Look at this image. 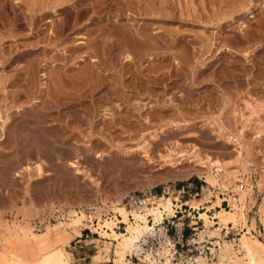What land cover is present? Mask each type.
I'll return each mask as SVG.
<instances>
[{
	"label": "rangeland",
	"instance_id": "rangeland-1",
	"mask_svg": "<svg viewBox=\"0 0 264 264\" xmlns=\"http://www.w3.org/2000/svg\"><path fill=\"white\" fill-rule=\"evenodd\" d=\"M99 1L102 0H0V38L2 37L3 44L2 47L0 43V119L14 114V122H18L17 119L42 108L44 102L50 100L48 96H43L44 100L41 102L39 95V82L42 81L39 73L43 69L49 71L53 83L60 84L57 93L62 94L63 100L65 98L67 101L61 100L63 104L58 108V111H61L58 116L44 115L36 118H43L40 126L31 122L30 128L38 127V132L33 129L24 134L19 133L20 136L17 137L13 131L14 134L11 135L14 137L7 140L6 134L0 129V251L12 246L22 256H29V241L23 233L27 232V228L40 233L48 226L53 228L59 221H67L72 214L71 210H82L86 216L81 232L69 234V242L65 244L72 260L75 264H103L106 260L114 264L113 251L117 241L102 234L98 221L102 222L103 219L116 215L114 230L117 233H126L127 224L115 207L142 210L145 203L150 205L151 198L166 200L169 197L175 204L174 214L164 215L159 224L149 229L150 231H145L136 241L138 244L136 243L135 251L126 255V262L231 264V260L221 259L220 253L225 244H230L236 254L232 258L239 257L246 261L240 242L243 233L250 239H258L264 245V224L260 219V206L264 200V29L261 38H256L259 33L255 32V35L249 34L254 41L247 40L239 28L242 16L245 18L246 15L232 14L231 11L227 14V6L219 2L217 6L222 7V15L227 14V20L224 19L225 23L222 22L221 26L217 20H213L214 24L202 25L201 20L184 14V11L191 9V12H195L197 7L196 13L206 18V15L212 13L211 7L215 5L211 2L216 0H186L187 3L185 0H170V8L166 3L167 6H164L166 8L163 10L168 11L167 16H171L170 19L160 16L159 12L142 16L132 9L126 10L125 0H113L110 10L107 11L106 7L99 14H94L90 9L74 24L76 27L61 30L63 19L68 13L74 18L83 6L87 4L93 9V5L99 4ZM263 1L249 2L255 13V17L245 18L249 29H258L264 21V7L259 5ZM107 2L109 0H106V3L104 1L103 5L106 6ZM144 3L146 4L143 5ZM144 3L142 5L146 7L147 2ZM115 6H121L127 13L131 10L130 14L124 17L117 15L119 12ZM52 8H57L59 13L52 15ZM180 11H183V14ZM113 13L122 29L131 31L132 26L134 29L139 25L138 28L144 31L146 27L145 31L148 30L151 37L145 42L153 41L154 45L160 47L159 51L158 47L149 49L150 54L154 56L153 61L142 58L143 60L138 62L140 65L136 62H133V65L123 62L122 52L126 51L127 47L122 46L123 43L117 36L110 37L108 30L100 33V27H109V24L107 22L105 26L102 25V20H97L98 15L106 14L112 15L111 19L114 20ZM234 15L237 16L236 21L230 22ZM95 17L97 19H94ZM47 18L51 20L46 21ZM130 23L135 24L131 26ZM8 27L14 35L13 38L12 35L4 36L7 31L10 32ZM174 28L186 34L187 38H184L183 42L173 41L176 35L170 34L169 31H174ZM215 28L220 31L217 46L226 43L234 49L223 50L221 57L217 56L216 47L204 53L205 42L199 43L195 34V31H198L206 38ZM81 34L86 36V43L79 49L76 43L81 39ZM234 35H240L245 40L235 44L237 42ZM26 39L32 41V46L24 47L20 43ZM186 44L192 56V61L190 59L189 62L182 59L181 47ZM35 49L42 53L36 54ZM244 51H248V57L243 55ZM26 52L29 56L22 58ZM163 52L176 55L174 57L180 62L174 63L175 58L169 55L167 61H171L170 66L159 69L163 62L160 54ZM82 53L86 54L84 61L80 60ZM90 57L96 58L97 65L90 62ZM216 58L218 64L221 62L218 76L210 77V69H206L207 65L202 62L207 63ZM230 60H234L235 68L232 70H228L233 66L230 65ZM76 63L85 70L87 65L95 64L93 68L97 74L91 77L85 73L80 75L78 68L74 67ZM128 69L137 74L139 70H144L149 77L152 74V79L165 71L171 75L165 79V84L169 83V89H165L164 83L149 82L146 89L144 86H140L139 90L129 87L126 94L117 99L121 108L117 110L113 103L117 97L108 99L109 102L105 103L110 114L108 118L101 117L98 114L99 108L91 105L93 96L88 93L87 96L81 97L80 93L88 89L84 84L89 82L91 85H97L105 81V84H99L93 93L94 97L100 96L109 87V84L106 86L107 81H113L122 87V81L130 80ZM24 71L26 75L23 74ZM138 76L140 79L142 77V83H146V75L139 73ZM2 80H5L3 84ZM17 88L21 96L13 97V89ZM69 92L77 96L74 95L75 102L79 100L74 111L67 105L71 101L74 102L69 95L65 96ZM135 99L139 104L144 103L139 111L133 108ZM50 110L57 111L56 108L46 109L48 112ZM161 112H166L162 116L164 118H161ZM126 115L129 118L125 121ZM143 117H147L148 121ZM28 118L34 117L31 115ZM154 130L160 131L156 139L151 137ZM39 134L45 137L39 138ZM146 148L148 152H145ZM167 154L169 156H166ZM216 161L221 165L220 170L214 167ZM38 165L41 166V171L38 170ZM238 184L240 186L236 187ZM218 198L221 207L226 209L231 208L235 199L243 209L245 221L240 220L237 225L220 224L214 214L216 209L221 208L217 203ZM147 199L148 201L144 202ZM191 200L198 201L193 205ZM204 211L212 217V223L208 226L199 218L200 212ZM147 219L151 225V215ZM129 220L134 221L131 213ZM50 237H54L53 232ZM0 264H7L5 258L0 260Z\"/></svg>",
	"mask_w": 264,
	"mask_h": 264
},
{
	"label": "bare ground",
	"instance_id": "bare-ground-1",
	"mask_svg": "<svg viewBox=\"0 0 264 264\" xmlns=\"http://www.w3.org/2000/svg\"><path fill=\"white\" fill-rule=\"evenodd\" d=\"M11 1V0H10ZM29 1V0H28ZM35 1V0H34ZM79 1V0H78ZM83 1V0H82ZM94 1V0H92ZM96 1V0H95ZM105 3H106V0H104ZM104 1L102 0L101 2L99 1V4H95L93 5V9L90 8L89 6H83V8H79L81 9L79 11V13L74 14L76 15L74 18L72 17V15H70L69 13L66 15L65 19H63V25L61 26V30L63 28H69L70 27V30H71V27L74 26V24L78 21V19H80V17H84L87 12L91 9L92 12H94V14H99L100 11L102 12V10L106 9L107 7V11L110 10V6L113 4L112 1L113 0H109V2H107L106 6L103 5L104 4ZM120 1V0H119ZM118 1V2H119ZM122 1V0H121ZM147 2V5L146 7L143 6L145 5L146 3L144 2ZM173 1V0H172ZM251 0H216V1H212L211 3L212 4H215L212 8V13L207 16L206 15V18H203L201 17L198 13H196V8H195V12H191L189 10H187L188 8H186L187 11H184V14L188 15V16H192L193 18L192 19H199V21L201 20L200 23H202V25L204 24H212L214 21L213 20H217L216 22H218L219 26H221L222 22L225 23L224 19L226 18V15L228 13H230V11L232 12V14H240V15H246L245 18H251V17H255V13H253V9L251 7V4L249 3ZM60 2V1H59ZM58 2V3H59ZM65 2V1H63ZM61 2V3H63ZM89 2V1H88ZM157 2V3H156ZM183 2V1H182ZM186 2V0H185ZM189 2V1H188ZM223 3V5L225 4L227 6V14H223V10H222V7L220 8L219 6H217V3ZM264 2V1H263ZM261 2L259 3V5L261 7H264V3ZM26 3V2H25ZM42 3V2H41ZM81 3V1H80ZM79 3V4H80ZM97 3V2H96ZM121 3V2H120ZM144 3V4H143ZM169 5L170 4V0H125V3L126 4V10L127 9H132L133 11L137 12L138 14H141L143 16V14H149V13H155V12H159L160 13V16H167L168 14V11L165 12L163 11L166 7L164 6H167L166 5ZM173 3V2H172ZM171 3V4H172ZM187 3V2H186ZM192 3V2H191ZM194 3V2H193ZM252 3V2H251ZM1 4V3H0ZM13 4V3H11ZM47 4V3H46ZM57 4V3H56ZM60 4V3H59ZM78 4V3H77ZM90 4H91V1H90ZM143 4V5H142ZM162 4H165V5H162ZM189 4V3H188ZM70 5V4H69ZM117 5V4H116ZM119 5V4H118ZM122 5V3H121ZM181 5V4H180ZM9 6V5H8ZM34 6V5H33ZM49 6V5H48ZM55 6V5H54ZM57 6V5H56ZM71 6V5H70ZM75 6V5H74ZM72 6V7H74ZM77 6V5H76ZM163 6V7H162ZM176 6V5H174ZM173 6V7H174ZM205 6V4H204ZM211 6V5H210ZM38 7V6H37ZM177 7V6H176ZM195 7V6H194ZM7 8V7H5ZM24 8V7H23ZM32 8V7H31ZM116 9L117 12V15L119 16H123L124 15H127V14H130L129 12L131 11H128V13L126 12V10L123 11V8H121V6H115L114 7ZM169 8H170V5H169ZM184 8V7H183ZM210 8V10H211ZM36 9V7H35ZM113 9V8H112ZM194 9V8H193ZM39 10V9H38ZM66 10V9H65ZM169 10V9H168ZM172 10V8L170 9V11ZM182 10V9H181ZM42 11V10H41ZM62 11V10H61ZM67 11V10H66ZM64 12V11H63ZM68 12V11H67ZM173 12V11H172ZM182 12L183 14V11H180ZM179 12V13H180ZM52 15H56L59 13L58 9L57 8H52V11H51ZM170 13V12H169ZM201 13V12H200ZM114 14V13H113ZM132 14V13H131ZM175 14V13H174ZM262 14V13H261ZM48 15V14H47ZM63 15V14H62ZM64 15V16H65ZM153 15V14H151ZM155 15V14H154ZM159 15V14H158ZM156 15V16H158ZM173 15V13H172ZM225 15V16H224ZM6 16V15H5ZM35 16V15H34ZM38 16H39V13H38ZM159 16V17H160ZM203 16H205L203 14ZM229 16V15H228ZM20 17V16H19ZM23 17V16H22ZM112 15H109L107 16L106 15H98V19L97 17H95L94 19H97V20H102V25H105L109 24V27H100V33H103V32H106L108 30V34L110 37H113V36H117L119 38L120 41H122L123 43V47L126 46L127 47V50L122 52L123 53V62L126 63V64H132L133 65V62H136L138 64V62L141 61V59L145 58L146 60H152L154 59V56L152 55V53L150 54L151 51H149V49H153V48H157V44L154 45L152 42H149V43H146L145 40L149 39L151 36L150 34L145 31V28H144V31L143 29L140 30L137 26L134 27V29L132 28L135 23H130L131 24V31H128V30H125V29H122V27H120V25H118L119 22H116L118 21V18L115 16L114 14V20L111 19ZM127 17V16H126ZM135 17V16H134ZM139 17V16H138ZM137 17V18H138ZM169 17V16H167ZM171 17V16H170ZM169 17V19H170ZM174 16H172L173 18ZM213 17V18H211ZM236 15H234V17H232V20L230 22H233V21H236ZM18 18V17H17ZM35 18V17H34ZM33 18V20H34ZM88 18V17H87ZM91 18V16H90ZM131 18V16H130ZM149 18V17H148ZM151 18V16H150ZM153 18V17H152ZM166 18V17H165ZM179 18V17H178ZM234 18V19H233ZM243 16H242V21L241 23L239 24V28L242 32V35L245 36L247 38V40L249 39L251 41V39L253 40V38H251L249 36V34L251 33H254L255 35V32L256 33H259V35L256 36L261 38V33L264 29V21L257 27L258 29H255V30H252V29H249L248 28V22H246V19L244 18L243 20ZM62 19V18H61ZM126 19V18H125ZM132 19V18H131ZM163 19V18H162ZM161 19V20H162ZM168 19V18H167ZM4 20V19H3ZM19 20V19H18ZM21 20V19H20ZM51 19L50 18H47L46 21H50ZM92 20H93V17H92ZM137 20V19H136ZM185 20V19H183ZM227 20V19H225ZM17 21V20H16ZM36 21V20H35ZM124 20L122 19V22ZM156 21V20H155ZM168 21V20H167ZM173 21V20H172ZM182 21V20H181ZM197 21V20H196ZM59 22V21H58ZM79 22V21H78ZM126 22V21H125ZM194 22V21H193ZM215 22V23H216ZM227 22V21H226ZM14 23V22H13ZM27 23V22H26ZM92 23V22H91ZM124 23V22H123ZM137 23V22H136ZM141 23V22H140ZM33 24V23H32ZM101 24V23H100ZM127 24V23H126ZM138 24V23H137ZM144 24V23H143ZM214 24V23H213ZM216 25V24H215ZM217 25V27H218ZM11 26V25H10ZM15 26V25H14ZM97 26V25H96ZM100 26V25H99ZM106 26V25H105ZM127 26V25H126ZM125 26V28H127ZM129 26V25H128ZM144 26V25H142ZM76 27V25L74 26ZM130 27V26H129ZM151 27V26H150ZM166 27V26H165ZM172 27V26H170ZM204 27V26H203ZM216 27V26H215ZM5 28V27H4ZM13 29V28H12ZM15 29V28H14ZM35 29V28H34ZM175 29V28H174ZM220 29V27H219ZM218 28H215L213 29L212 33L210 36H206V38L202 35L197 34V32L195 31V34H196V37L198 39V42L202 44V42H205L204 44V53L205 51H210L212 48L216 47V49L218 48L216 54L217 56H222V52L223 50H229V51H233L234 49H232L230 46L226 45V43H224V45H218V42L220 40L218 34L220 33ZM6 30V29H5ZM8 30L10 31L11 29L8 27ZM18 30V29H17ZM57 30V29H56ZM66 30V29H65ZM160 30V29H158ZM203 30V29H202ZM13 31V30H12ZM55 31V30H54ZM98 31V30H97ZM161 31V30H160ZM169 31V29H168ZM252 31V32H250ZM4 32V31H3ZM40 32V31H39ZM59 32V31H58ZM62 32V31H61ZM69 31H67L68 33ZM164 32V31H163ZM170 34L172 35H176L175 38L173 39V41H178L179 43L180 42H183L184 41V38H187L186 34L185 33H182L180 31H178L177 29H175L174 31L170 30L169 31ZM14 33V32H13ZM35 33V32H34ZM44 33V32H43ZM46 33V32H45ZM49 33V32H47ZM53 33V32H52ZM158 33V32H157ZM166 33V32H165ZM4 34V33H3ZM63 34V33H62ZM168 34V33H167ZM12 33L11 31L4 34V36H11ZM52 35V34H51ZM50 35V36H51ZM82 37L81 39L76 43L80 48H82L86 43L85 41V38L86 36L84 34H81ZM220 35V34H219ZM252 34V36H254ZM263 37H264V34H262ZM3 36V35H2ZM14 35H12L11 37L13 38ZM48 36V35H47ZM49 36V37H50ZM54 36V35H53ZM59 36V35H58ZM62 36V35H61ZM159 36V35H158ZM167 36V35H166ZM232 36V35H231ZM16 37V36H15ZM52 37V36H51ZM50 37V38H51ZM92 37V36H91ZM95 37V36H94ZM153 37V36H152ZM155 37V36H154ZM242 37V36H241ZM239 36H235L234 35V38L236 39V42L235 44H239L241 42H243L245 39H242ZM160 38V37H159ZM170 37H168L169 39ZM228 38V37H227ZM232 38V37H231ZM1 39L2 37L0 38V43H1ZM23 39V38H22ZM41 39V38H40ZM39 39V41H40ZM164 39V38H163ZM44 40V39H43ZM46 40V39H45ZM102 40V39H100ZM117 40V39H116ZM157 40V39H156ZM162 40V39H161ZM166 40V39H164ZM15 41V40H14ZM19 41V40H18ZM23 41V40H22ZM37 41V40H36ZM42 41V40H41ZM59 41V40H58ZM95 41V40H94ZM158 41V40H157ZM188 41V40H187ZM194 41V40H193ZM222 41V40H221ZM225 41V40H224ZM227 41V40H226ZM235 41V40H234ZM233 41V42H234ZM254 41V40H253ZM3 42V40H2ZM100 42V41H99ZM114 42V41H113ZM162 42V41H161ZM186 42V41H185ZM231 42V41H230ZM229 42V43H230ZM22 43V45L25 46H28V45H31L32 46V41L30 40H24L23 42H20ZM35 43V42H34ZM38 43V41H37ZM196 43V42H195ZM14 44V43H13ZM17 44V43H16ZM15 44V45H16ZM19 44V43H18ZM120 44V43H119ZM160 44V43H159ZM162 44V43H161ZM171 44V43H170ZM185 43H183L184 45ZM2 47H3V44L1 43ZM48 45V44H47ZM164 45V44H163ZM167 45V44H165ZM169 45V43H168ZM181 45V44H180ZM8 46V45H7ZM18 46V45H17ZM6 47V46H5ZM4 47V49H5ZM10 47V46H9ZM29 47V46H28ZM1 48V47H0ZM19 48V47H18ZM74 48V47H73ZM76 48V47H75ZM159 48L157 49V51H159ZM45 49V48H44ZM8 50V49H7ZM189 49L187 48V44L184 46V47H181V52L183 54V58L182 59H185V61H190V59L192 58L190 52L188 51ZM9 51V50H8ZM71 51V50H70ZM88 51V50H87ZM34 52L37 54H41L42 52L39 51L38 49H35ZM154 52V51H153ZM162 52V51H161ZM235 52V51H234ZM237 52V50H236ZM22 53V52H21ZM31 53V52H30ZM248 51H244L243 52V55L248 57L247 54ZM28 53H24L22 58H26V56H29V54L27 55ZM71 54V53H70ZM75 54V53H74ZM77 54V53H76ZM79 54V53H78ZM90 54V53H89ZM237 54V53H236ZM45 55V54H44ZM156 55V54H155ZM158 55V54H157ZM161 56L160 57H163V62H161V66H159V69H162V68H165L166 66H168L170 64L171 61H167V58L168 56H176V55H173L169 52V54L167 53H161L160 54ZM180 55V54H178ZM195 55V54H194ZM8 56V55H7ZM73 56V55H72ZM82 56L80 58L81 61H84V57H86V54H83L80 55ZM3 57V55H2ZM172 57V58H173ZM219 57V58H220ZM13 58V57H12ZM18 58V57H17ZM15 58V59H17ZM69 58V57H68ZM175 58V57H174ZM11 59V58H9ZM8 59V60H9ZM39 59V58H38ZM46 59V57H45ZM122 59V58H121ZM142 59V60H143ZM187 59V60H186ZM239 59V58H238ZM264 59V58H263ZM33 60V59H32ZM169 60V59H168ZM202 60V59H201ZM13 61V60H11ZM27 61V60H25ZM31 61V60H30ZM46 61V60H45ZM192 61V59H191ZM6 62V61H5ZM64 62V61H63ZM89 62V61H88ZM90 62L96 64V58L95 57H90ZM117 62V61H116ZM173 62V61H172ZM180 60H177L175 58V61L174 63H179ZM223 62V61H222ZM229 62H231L232 64L230 65H233L234 63V60H230ZM242 62V61H241ZM258 62V61H257ZM19 63V62H18ZM45 63V62H44ZM68 63V62H67ZM221 63V62H220ZM219 63V64H220ZM224 63V62H223ZM42 64V63H41ZM87 64V63H86ZM91 64V63H90ZM94 64V65H95ZM104 64V63H103ZM114 64V62H113ZM172 64V63H171ZM202 64H206L207 68L210 69V77L212 76H218L217 74V71H218V68H220L219 64H218V58L210 61V62H202ZM20 65V64H19ZM24 64H22L23 66ZM70 65V64H69ZM92 65V64H91ZM89 66L87 65V68L86 70L81 67V65L79 63H76L74 65L75 68H78V70L80 71L79 74L80 75H85L88 74V76H95L97 74L96 70L93 68V66ZM97 65V64H96ZM102 65V64H101ZM116 65V64H115ZM122 65V64H121ZM140 65V63L138 64ZM221 65V64H220ZM259 65V64H258ZM15 66V65H14ZM28 66V65H27ZM33 66V65H32ZM31 66V68H33ZM112 66V65H111ZM127 66V65H126ZM136 66V65H135ZM157 66V65H156ZM170 66V65H169ZM204 66V65H203ZM262 66V65H261ZM81 67V68H80ZM114 67V66H113ZM119 67V66H118ZM124 67V66H123ZM176 67V66H175ZM228 67V66H227ZM234 67V65L231 67V68H228L232 70V68ZM11 68V67H10ZM18 68V67H16ZM22 68V67H21ZM29 68V67H28ZM26 68V70L28 69ZM58 68V67H57ZM130 68V67H129ZM133 68V67H132ZM144 68V67H143ZM142 68V69H143ZM149 68V67H148ZM178 68V67H177ZM197 68V67H196ZM199 68V66H198ZM235 68V67H234ZM249 68V67H248ZM262 68V67H261ZM104 69V68H103ZM146 69V68H145ZM223 69V68H222ZM221 69V70H222ZM258 69V68H257ZM256 69V70H257ZM20 70V69H19ZM47 69H43L40 71V76L42 77V81L39 82L40 83V87H39V92H40V96L41 98L43 96H48V98L50 100H47L45 101V105L42 106V108H38L28 114H26V116H22L20 119H17L18 122H14V118H13V115L14 114H8L3 120H1L2 122H0V129L3 130V132L6 134V138L7 140L8 139H11L13 138L11 133L14 131L15 134H17V137L20 136L18 135L19 133H23L24 132L26 133L27 131L29 130H33L34 128H30V124L31 122L32 123H36L38 126H40V124H42V119L38 120L36 118H40L41 116H44V115H56L58 116L59 113H61V111H58V108L60 106H62L63 102H61V100H63V98L61 97L62 94L60 93H57V90L58 89V86L60 84H58L57 82L56 83H53L52 79L53 77H51L49 71ZM57 70V69H56ZM121 70V69H120ZM124 70V68H123ZM177 70V69H175ZM174 70V71H175ZM18 71V70H17ZM60 71V70H59ZM128 71L130 72V74L128 75L130 78V80H126V81H122V87H119L117 85V83H114L113 81H107L106 83V86L107 84H109V87L108 89H106L107 91L100 94V96H96L94 97L93 93L94 91L99 87V84H105V81H101V83H98L97 85H91L89 84V82L85 83L84 85H86L88 87L87 91H84L82 93H80L81 97L82 96H87V94L89 93L90 95L93 96V103H91V105L95 106V107H98L99 108V111H98V114L102 116H107L108 118V115L110 114L109 111H108V106L107 104L105 103V101H107L108 99L110 100H113L114 97L116 98V100L114 101L113 100V103H115L117 110H119L121 107L117 101L118 97H122L123 95L126 94V91L129 90L128 88L129 87H136V89H140V86H144V88L146 89L147 85H148V82L149 84L150 83H159V84H165V79L168 77L170 78L171 75L167 74V72L165 71H162V73H160L157 77L155 78H151V76L149 77L146 72L144 73V70H139V73L142 74V75H146L145 77H147V81L146 83H142L140 80H142V77L141 79L139 78L138 74L137 73H134L132 69H128ZM137 71V69H136ZM150 71V70H149ZM261 71V70H260ZM28 72H30L28 70ZM106 72V71H105ZM169 72V71H168ZM176 72V71H175ZM179 72V71H178ZM221 72V71H220ZM225 72V71H224ZM233 72V71H232ZM231 72V73H232ZM15 73V72H14ZM22 73V72H21ZM20 73V74H21ZM33 73V72H32ZM35 73V72H34ZM158 73V72H157ZM230 75H233L231 74ZM241 73V72H240ZM259 73V72H258ZM16 74V73H15ZM25 74V71L24 73ZM69 74V73H68ZM166 74V75H165ZM181 74V73H180ZM205 74V73H204ZM228 74V73H227ZM226 74V75H227ZM254 74V73H253ZM26 75V74H25ZM24 75V76H25ZM29 75V73H28ZM32 75V74H31ZM30 75V77H31ZM63 75V74H62ZM79 75V76H80ZM178 75V74H177ZM200 75V71H199V74ZM264 75V74H263ZM3 76V75H2ZM11 76V75H10ZM33 76V75H32ZM115 76V75H114ZM117 76V75H116ZM207 76V75H206ZM222 76V75H221ZM101 77V76H100ZM230 77V76H229ZM229 77H226L229 79ZM255 77V76H254ZM3 78V77H2ZM6 78V77H5ZM4 78V79H5ZM8 78H11V77H8ZM7 78V79H8ZM22 78V77H21ZM27 78V77H26ZM36 78V77H35ZM198 78V76H197ZM205 78V77H204ZM221 78V77H220ZM257 78V77H256ZM255 78V79H256ZM113 79V78H112ZM178 79V78H177ZM208 79V77L206 78ZM232 79V77H231ZM230 79V80H231ZM237 79V78H236ZM1 80V79H0ZM10 80V79H9ZM30 80V79H29ZM33 80V79H32ZM52 82H51V81ZM124 80V79H123ZM145 80V79H144ZM143 80V81H144ZM203 80V78H202ZM211 80V79H210ZM222 80V79H221ZM233 80V79H232ZM231 80V81H232ZM3 81L5 80H2V84H3ZM35 81V80H34ZM70 81V80H69ZM99 81V80H98ZM117 81V80H116ZM212 81V80H211ZM216 81V80H215ZM229 81V80H227ZM236 81V80H235ZM9 82V81H8ZM23 82V81H21ZM29 82V81H28ZM65 82V81H64ZM74 82V80H73ZM76 82V81H75ZM74 82V83H75ZM175 82V81H174ZM213 82V81H212ZM221 82V81H220ZM219 82V83H220ZM16 83V82H15ZM24 83V82H23ZM233 83V82H232ZM231 83V84H232ZM5 84H7V81L5 82ZM121 84V83H120ZM169 83L166 82L165 84V89H169ZM189 84V83H188ZM234 85V84H233ZM241 85V84H240ZM5 86V85H4ZM85 86V87H86ZM118 86V87H117ZM231 86V85H230ZM229 86V87H230ZM37 87V85H36ZM177 87V86H176ZM126 88V89H125ZM56 89V90H54ZM60 89V88H59ZM121 89V90H120ZM152 89V88H150ZM210 89V88H209ZM5 90V89H4ZM9 90V89H8ZM12 90V89H10ZM15 93L13 97H16V96H21L19 93V89H13ZM22 90V89H21ZM208 90V89H207ZM26 91V90H25ZM142 91V90H141ZM146 91V90H145ZM149 91V90H148ZM154 91V90H153ZM28 92V91H27ZM209 92V91H208ZM35 93V92H34ZM128 93V92H127ZM141 94V92H140ZM30 95V94H29ZM36 95V94H35ZM65 95V93H64ZM71 97L72 100L74 101V95L75 94H72V93H67L65 96L68 97ZM28 96V95H27ZM39 96V97H40ZM76 96V95H75ZM12 97V96H11ZM77 97V96H76ZM125 97V96H124ZM133 97V96H132ZM23 98V97H21ZM26 98V96H25ZM37 98V97H36ZM47 98V97H46ZM61 98V99H60ZM30 99V98H29ZM11 100V99H10ZM15 100V99H14ZM40 100V99H39ZM43 102V98L41 99ZM65 100V98H64ZM63 100V101H64ZM71 100V99H70ZM143 100V99H142ZM5 101V100H4ZM19 101V100H18ZM24 101V100H23ZM66 101V100H65ZM124 101V100H123ZM37 102V101H36ZM67 102V101H66ZM69 102V101H68ZM79 102V100L77 101ZM77 102H69L67 105H69L73 111L76 109L77 107ZM109 102V101H107ZM139 101L137 99L134 100L133 102V108L136 109L137 111H139L142 107H143V104H139L138 103ZM10 103V102H9ZM21 103V102H20ZM126 103V102H125ZM132 103V102H131ZM13 104V103H12ZM26 104V103H24ZM111 104V103H110ZM148 104V103H147ZM11 105V104H10ZM22 105V104H21ZM39 105V104H38ZM80 105V104H79ZM114 105V104H113ZM41 106V105H40ZM64 106V105H63ZM89 106V105H88ZM179 106V105H178ZM45 107V108H44ZM153 107V106H152ZM156 107V106H155ZM53 108H56L57 111H52L50 110V112L46 111V109H53ZM66 108V107H65ZM75 108V109H74ZM85 108V107H84ZM95 109V108H94ZM153 109V108H152ZM22 111V109H17V111ZM1 111V110H0ZM92 111V110H91ZM166 111V110H165ZM74 113V112H73ZM116 113V112H115ZM112 115V117L114 118V114ZM125 113V112H124ZM129 113V112H128ZM157 113V112H156ZM166 113V112H161L159 113L161 118H164L162 117L163 114ZM168 113V112H167ZM119 114V112H118ZM1 115V114H0ZM32 115V118L33 119H29L28 117ZM73 115V114H72ZM122 115V114H121ZM169 115V114H168ZM28 116V117H27ZM55 116V117H56ZM75 116V115H74ZM150 116V115H149ZM156 116V115H155ZM170 116V115H169ZM15 117V116H14ZM78 117V115H77ZM76 117V118H77ZM132 117V116H131ZM148 117V116H147ZM147 117H143L146 121L147 120ZM153 117V116H152ZM149 118V121L150 119ZM66 118V117H65ZM120 118V117H119ZM118 118V119H119ZM129 116L126 115V117L124 118V120H128ZM36 119V120H35ZM79 119V118H78ZM116 119V118H115ZM122 119V118H121ZM154 119V118H153ZM45 120V118H44ZM43 120V122H44ZM59 120V119H58ZM113 120V119H112ZM117 120V119H116ZM130 120V119H129ZM138 120V119H137ZM163 120V119H162ZM54 121V120H53ZM119 121V120H118ZM122 121V120H121ZM120 121V122H121ZM131 121V120H130ZM145 121V122H146ZM161 121V120H160ZM52 122V121H51ZM108 122V121H107ZM114 122H116L114 120ZM151 123V122H150ZM117 124V123H116ZM132 124V123H131ZM137 124V123H136ZM44 125V124H43ZM73 125V124H72ZM71 125V126H72ZM89 125V124H88ZM119 125V124H118ZM42 126V125H41ZM124 126V125H123ZM131 126V125H130ZM129 126V128H130ZM107 128V127H106ZM101 129V128H100ZM111 129V128H110ZM38 130V127H36V129H34L33 131L34 132H38L36 131ZM40 131V130H39ZM155 131V130H154ZM32 132V131H31ZM30 132V133H31ZM12 133V134H14ZM28 132V134H30ZM44 133V132H43ZM42 133V134H43ZM22 134V135H23ZM36 134V133H35ZM51 134V133H50ZM54 134V133H52ZM26 135V134H25ZM56 135V134H55ZM62 135V134H61ZM66 135V134H65ZM160 135V131L159 130H156L154 133L151 134V137L153 139H156V137H158ZM37 136V135H36ZM40 136L42 135H38L39 138H41ZM26 137V136H25ZM43 137V136H42ZM45 137V136H44ZM43 137V138H44ZM21 138V137H20ZM37 138V137H36ZM42 138V139H43ZM26 139V138H25ZM41 140V139H40ZM46 140V139H45ZM47 141V140H46ZM155 141V140H154ZM16 142V141H15ZM12 143V142H11ZM17 143V142H16ZM19 143V142H18ZM22 143V142H21ZM46 143V142H45ZM100 143V142H99ZM24 144V143H23ZM26 144V143H25ZM14 145V144H13ZM20 145V144H19ZM5 146V145H4ZM18 146V145H17ZM24 146V145H23ZM93 147V146H92ZM9 148V147H8ZM145 152H148V149L146 148L145 149ZM25 154V153H24ZM166 156H169V154H167ZM214 167H216L217 169L216 170H220L221 169V165L218 161L214 162ZM38 170L41 171V166L38 165ZM4 174V173H3ZM214 179V178H213ZM240 185H236V187H239ZM245 193V192H244ZM243 194V193H242ZM155 197V196H154ZM147 200H145L144 202H147ZM149 204L150 205H147V203H145V207L144 209L142 210H127L128 208L124 207V206H121V207H115V210L120 214V216L122 217L123 221L126 222V233H117L115 230H114V227L116 225V220L117 219V216L114 215L110 218H105L103 219L102 222L98 221V225L99 227L101 228L102 230V234H104L105 236H109V237H112L113 239H115L117 242H116V245H115V248H114V258H113V263L114 264H129L128 262L125 261V257L128 253H131L134 248L137 246V240L140 238V236L147 230H151V228H153L156 224H159L162 219L164 218V215H173L174 212H175V204H174V201H171V199L168 197L166 200H159L158 198H151V200H149ZM198 201V200H197ZM197 201H194V200H191V203L193 205L196 204ZM217 203L219 204V207H221L220 205V198H218L217 200ZM144 205V204H143ZM70 212H72L70 218L68 219L67 218V221H59V223L55 224L53 228H50L49 226L46 228L45 231L43 232H34L31 230V228H27V232H23L24 233V236L26 238V240L29 241V243L27 244V249L29 248L30 250L29 251V256H22L16 249H14L12 246H8V247H5L3 248L1 251H0V260H2L3 258H5L7 264H75L74 261L72 260V256L71 254L69 253V251L66 249L65 247V244L69 241L68 238H69V234L71 233H74V234H79L81 232V226L84 224L83 223V219L84 217L86 216L85 213L80 210L79 212L76 211V210H71ZM117 213V214H118ZM132 214L133 218H134V221L133 222H130L129 220V214ZM215 217H217L219 219V222L220 224H223L225 226H227L228 223H233V225H237L240 220H243L245 221V214L243 212V209L242 207H239V205L237 204L236 200L234 199L233 202L231 203V208L230 209H226V208H219V209H216L215 211ZM151 215L152 217V224L150 225L148 223V219L147 217ZM69 217V216H68ZM89 217V216H88ZM91 217V216H90ZM115 217V218H113ZM119 218V217H118ZM199 218L202 220V223H204L205 226H208L209 224L212 223V217L210 218L207 214L206 211L204 212H200L199 214ZM198 218V219H199ZM65 219V218H64ZM260 219L261 221L263 222L264 224V200H263V203L261 204L260 206ZM102 220V219H101ZM243 223V222H242ZM51 226V225H50ZM93 228V227H92ZM53 230V231H52ZM94 230V229H93ZM110 230V231H108ZM149 230V231H150ZM205 230V229H204ZM99 231V230H98ZM212 231V230H211ZM51 232H53L54 234V237H50L51 235ZM217 232V231H216ZM83 233V232H82ZM220 233V232H219ZM205 234V233H203ZM201 237V236H200ZM202 238V237H201ZM224 240V239H223ZM223 242V241H222ZM227 242V241H226ZM240 242H241V247L243 248V252H244V257L246 258V261H243V258H239V257H236V258H232L233 256H236V254L232 251V248H231V245L230 244H225L224 245V248H223V251L221 254V259H227V260H231V264H264V245L261 241H259L258 239H250L245 233L242 234V236L240 237ZM137 243V244H136ZM112 244V243H111ZM114 245V244H113ZM234 245V244H233ZM238 245V244H237ZM6 246V245H5ZM110 246V245H109ZM15 247V246H14ZM108 246L106 245V248ZM170 249V248H169ZM240 249V248H239ZM261 249V250H260ZM168 250V249H166ZM216 250V249H214ZM135 251V250H134ZM169 251V250H168ZM28 253V252H27ZM148 254V253H147ZM112 255V254H111ZM166 255V254H165ZM148 256V255H146ZM145 256V257H146ZM99 257V256H98ZM101 257V256H100ZM131 258V257H130ZM130 258H129V261H130ZM151 259V258H150ZM153 260V259H152ZM245 260V259H244ZM112 262V261H111ZM227 263V262H226ZM80 264V263H79ZM95 264V263H94ZM103 264H110L107 262V260L103 263ZM154 264V263H153Z\"/></svg>",
	"mask_w": 264,
	"mask_h": 264
}]
</instances>
